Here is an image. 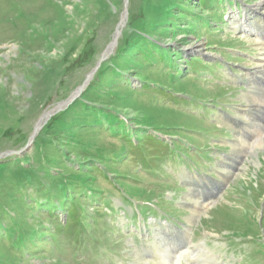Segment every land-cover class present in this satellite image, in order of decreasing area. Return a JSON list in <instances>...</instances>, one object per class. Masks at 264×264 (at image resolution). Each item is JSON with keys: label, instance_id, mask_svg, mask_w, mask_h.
Wrapping results in <instances>:
<instances>
[{"label": "rangeland", "instance_id": "374dc122", "mask_svg": "<svg viewBox=\"0 0 264 264\" xmlns=\"http://www.w3.org/2000/svg\"><path fill=\"white\" fill-rule=\"evenodd\" d=\"M245 20L264 0H0V264H264Z\"/></svg>", "mask_w": 264, "mask_h": 264}, {"label": "bare ground", "instance_id": "6f19581e", "mask_svg": "<svg viewBox=\"0 0 264 264\" xmlns=\"http://www.w3.org/2000/svg\"><path fill=\"white\" fill-rule=\"evenodd\" d=\"M241 23L245 24L244 28H248L247 30L253 31L251 33V37L254 38V41L256 43V47L261 52V59L258 60L256 63V69L258 70L256 74H258V77H253L254 81H252V90L254 95L257 96H263L264 95V23H261L259 26L254 25L250 23L248 20H245L244 22L241 21ZM254 26V30L250 27ZM258 81L259 83H256ZM263 86V87H262ZM263 116H264V108L262 109ZM46 117V116H45ZM263 144V141H259L257 146Z\"/></svg>", "mask_w": 264, "mask_h": 264}, {"label": "water", "instance_id": "95a60500", "mask_svg": "<svg viewBox=\"0 0 264 264\" xmlns=\"http://www.w3.org/2000/svg\"><path fill=\"white\" fill-rule=\"evenodd\" d=\"M125 16H126V15H125ZM125 16H123V18H122L120 24H119L118 27H117V30H116V36H115V38H114V42H113L111 48L109 49L108 54L112 51V48L115 46V44H116V42H117V40H118V38H119V36H120L121 30H122V28H123V26H124V24H125ZM105 57H106V56H104V58H103L102 61L105 60ZM90 77H91V75L87 78V81L85 82L83 88H81V89L76 93V95L72 98L71 101H74V100H75V99L81 94L82 90L84 89V87H85L86 84L88 83ZM71 101H70V102H71ZM61 110H62L61 108H58V109H56L55 111L49 113V114L47 115V117L45 118V120L42 121V123H45V122H46L49 118H51L56 112H59V111H61ZM42 123H40V124L36 127V129H35V131H34V134H33V136H32V139H34V138L37 136L38 132L40 131V129H41L42 125H43Z\"/></svg>", "mask_w": 264, "mask_h": 264}, {"label": "trees", "instance_id": "16d2710c", "mask_svg": "<svg viewBox=\"0 0 264 264\" xmlns=\"http://www.w3.org/2000/svg\"><path fill=\"white\" fill-rule=\"evenodd\" d=\"M73 226H78L79 228L76 227V228H78L77 233L81 234L82 228H81L80 224L74 223L73 220H72V221H69V224L67 223L65 227H66L67 229H69V228H71V227H73ZM74 229H75V228H74Z\"/></svg>", "mask_w": 264, "mask_h": 264}]
</instances>
